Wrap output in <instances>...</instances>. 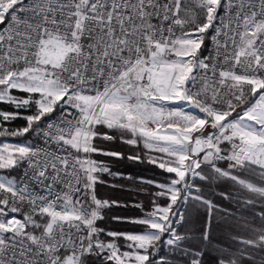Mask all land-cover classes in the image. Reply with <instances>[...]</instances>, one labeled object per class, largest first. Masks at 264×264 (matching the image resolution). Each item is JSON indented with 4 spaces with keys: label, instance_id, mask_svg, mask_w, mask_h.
Returning <instances> with one entry per match:
<instances>
[{
    "label": "snow or ice",
    "instance_id": "1",
    "mask_svg": "<svg viewBox=\"0 0 264 264\" xmlns=\"http://www.w3.org/2000/svg\"><path fill=\"white\" fill-rule=\"evenodd\" d=\"M0 104V264H205L233 227L217 264H264V0H0ZM98 156L166 174L137 230L98 225L132 178Z\"/></svg>",
    "mask_w": 264,
    "mask_h": 264
},
{
    "label": "trees",
    "instance_id": "2",
    "mask_svg": "<svg viewBox=\"0 0 264 264\" xmlns=\"http://www.w3.org/2000/svg\"><path fill=\"white\" fill-rule=\"evenodd\" d=\"M205 44L210 45V40H206ZM206 54V53H205ZM9 126L13 128H21L26 126V121L23 119H17L13 121ZM24 137H19L18 140H23ZM107 146L115 150L123 151L125 156L132 154L137 151L142 150V146L139 148H133L132 146L121 144L119 142L111 143L106 142ZM99 160L110 162V166L114 172H121L125 175H130L131 179H113L106 175L104 179L108 181V184H115L117 187H110L108 184L97 185V194L100 198L118 200L122 204L128 205L127 207H112L104 210V219L98 221L100 227H104L108 230H118V231H132L137 230L139 226L131 223H120L112 219L113 216L120 217H139L142 216L140 208L133 207L132 205L143 202L145 208H150L149 197L147 193L143 191H138L139 188H150L147 184H140V177L157 180H163L164 175H162V170L158 169L156 166L148 164L147 162H134L128 159H114L110 157L98 156ZM226 166V165H225ZM11 175H18L17 172L11 173ZM151 190V189H150ZM220 192H229L234 197L238 199H243L248 193L243 190H239L232 186L231 182H224L215 186L214 190H206L205 195L211 198L214 203L219 204L222 208L228 209L235 216L245 215L250 216V211L240 212V205L237 203L236 199L227 200L219 195ZM258 210V209H257ZM206 216H201L198 223L194 224L193 227H202ZM242 223V221H241ZM247 233L242 229L238 228H218L214 229L212 232V237L214 241V247L210 248L204 256L205 264H217V249L228 248L234 246L232 236H246ZM163 254V250H162Z\"/></svg>",
    "mask_w": 264,
    "mask_h": 264
},
{
    "label": "rangeland",
    "instance_id": "3",
    "mask_svg": "<svg viewBox=\"0 0 264 264\" xmlns=\"http://www.w3.org/2000/svg\"><path fill=\"white\" fill-rule=\"evenodd\" d=\"M0 108H2L4 110H7V111H12L13 110L11 106H9V105H3V104H0ZM25 114H30V113H25ZM8 127L13 128L12 126H9V125H8ZM9 139H12V138H9ZM18 139H19V137L18 138H15L13 140V142H20V141H22V140H18Z\"/></svg>",
    "mask_w": 264,
    "mask_h": 264
},
{
    "label": "built area",
    "instance_id": "4",
    "mask_svg": "<svg viewBox=\"0 0 264 264\" xmlns=\"http://www.w3.org/2000/svg\"><path fill=\"white\" fill-rule=\"evenodd\" d=\"M210 44H211V42H210ZM210 46V45H209Z\"/></svg>",
    "mask_w": 264,
    "mask_h": 264
}]
</instances>
